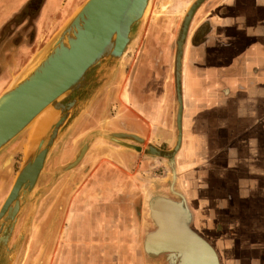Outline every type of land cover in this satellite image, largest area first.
<instances>
[{
	"label": "crops",
	"instance_id": "1",
	"mask_svg": "<svg viewBox=\"0 0 264 264\" xmlns=\"http://www.w3.org/2000/svg\"><path fill=\"white\" fill-rule=\"evenodd\" d=\"M28 1L0 0V38ZM164 1L157 0V4ZM47 5L48 0L43 8ZM43 8L34 21L35 28L41 24L40 32L36 31L39 38L45 32L47 19ZM26 21L0 42V82H6L1 85L0 95L25 64L20 52L30 48L29 33L23 31L25 35L18 43L17 38ZM176 22L170 31L163 19L149 22L140 48V43L135 48L139 55L130 91L136 114L131 127L126 121V129L137 134L141 131L146 139L162 136V143L170 147L179 139L175 71L181 23ZM191 30L190 44L186 43L182 52V142L176 158L187 178V192L197 195L199 208L206 209L208 205L201 195L227 194L225 199H216L211 208L217 211L216 220H220L218 214L233 220L228 210L236 208L237 200L249 201V195L256 193L264 195V186L258 185L264 179V0H204L191 22ZM132 113L126 110L124 118H132ZM121 175L124 180L114 175L112 185H116L109 189L103 183L104 166L97 167L78 192L68 222L67 249L59 264H89L84 255L88 247L92 253L89 258H94L92 264H105V259L112 258L115 252L124 257L123 264L129 258L130 264H137V249L131 242L138 239L132 240L127 229L122 232L121 224L115 225L113 219L119 216V207L115 201L107 202L105 194L108 189L113 194L133 192L132 177ZM211 178L220 181L213 184ZM137 202L139 209L140 201ZM216 225L231 224L221 219ZM120 243L127 246L120 249ZM128 243L133 254H129ZM81 257L82 262H77Z\"/></svg>",
	"mask_w": 264,
	"mask_h": 264
},
{
	"label": "rangeland",
	"instance_id": "2",
	"mask_svg": "<svg viewBox=\"0 0 264 264\" xmlns=\"http://www.w3.org/2000/svg\"><path fill=\"white\" fill-rule=\"evenodd\" d=\"M33 1L29 0L25 4L21 12L11 20L6 29L8 34L14 30L16 31L28 19L23 29L19 32L21 34H19L20 38H17V43L21 41L25 35L23 31H25L26 34L29 33L30 39L27 44L30 48L21 50L20 55L24 57L23 63L25 64L14 76L21 73L22 69L27 68L28 64L30 66L34 62V56L55 38L59 30L86 0H48V5L44 8L43 6L47 0H41V6L38 9L33 7L36 6ZM171 1L170 12L160 17V19L164 20L166 29L169 31L173 29L172 23H177L176 20L180 21L182 27L186 14L197 0L194 2L191 0H177L176 3V0ZM30 3H32V7ZM161 4L158 5L157 0H153L151 10L156 8L160 10ZM185 6L188 7L185 8ZM41 8H43L47 19L44 28L45 32L39 38L40 36L37 37L36 31L40 32L41 24L35 28L34 21ZM25 11L31 16L25 18ZM150 13L145 22H143V27L145 26V28L142 29L137 39L138 41L136 40L137 42L131 48L134 52L129 55L127 62L125 59L122 61L123 64L119 69L116 80L111 82L106 92L98 95L89 107L87 115L70 131L59 151L60 153L55 155V157H49L45 172L39 180L36 189L23 198V208L17 219L9 244L10 249L13 250L12 255L8 260H4L3 264H59L62 252L67 249L65 241L70 232L68 222L74 198L87 185L92 177L91 175L95 173V169L100 166H104L106 170L103 183L106 184V187L109 186V189H114L116 185V183L112 185L114 175H120V180H124L121 174L130 176L133 179V185H131L133 192L119 191L117 194H113L114 191L108 189L105 194H107V202L115 201V206L118 205L119 207L117 210L119 211V216L117 219H113L115 225L121 224L119 227L122 232H126L127 229L128 234L133 236L131 237L132 240L138 239V241L133 240L131 242L134 248L137 249L136 254L138 256L135 257L137 264H177L179 254L165 251L166 249H173L172 246L170 248L163 247V251H161L156 249L159 246L155 247L152 244L151 246L149 245L150 247L147 246L148 249H146V240L148 237L149 241L151 237H158L159 233L171 234L172 232L174 234L175 229L178 232L181 231L179 242L177 240L178 244H175V247L177 245L180 247L185 242L182 239L187 238V227L195 236L200 237L209 245L217 254L220 264H264L263 193L249 195L251 196L249 201L237 200L238 205L235 204L236 208L228 210L231 217L233 216V220L225 218V214H218L220 220H216L217 211L211 208L212 204H214L213 202L216 199L227 198V194L215 192L201 195L208 202L206 209H200V205L196 204L197 195L191 194L195 196L194 200H192V196L187 192V178L184 172L179 169L176 158L182 142V127L179 130L181 141L173 147L163 144L161 141L163 139L162 136L155 139L152 136H148L146 139L141 131L140 134H137L132 129H126V121L130 122L129 126L131 127L136 114L131 106L133 98L130 91V83L139 55V49L135 51V45H139L149 22L156 21V19H153L152 13ZM191 35L192 30L188 32L187 45L190 44ZM3 36L5 37L7 34ZM3 36L0 38V42L4 38ZM140 46L141 43L139 48ZM127 71L129 75L125 74ZM5 83L1 84L0 82V87H3ZM110 88L112 89L110 90ZM121 90L123 92L126 91L129 95L127 101L122 100ZM126 110L133 111L132 118L127 120L123 115ZM97 132H103L105 135H110L111 133L134 134L144 139V143L141 145L127 138H120L119 141L122 145L130 146L125 148L119 145V142H112L109 139L96 136L88 145V151L81 162L73 164L89 137ZM27 133H29L28 130L0 154V167L13 154L11 165L0 177V208L20 171L27 149L25 147L31 143L29 140L28 145H26ZM133 146L135 148L142 147L143 151L146 150L145 154H139L137 159L132 157L138 154L135 149H131ZM151 147H156L163 155L152 154ZM112 151L120 153L114 156L115 154ZM164 154H173V160ZM66 166H68L67 169L63 168ZM210 180L213 184H217L220 181L218 178H211ZM258 185L264 186V179H260ZM113 197L116 199H112ZM156 198L166 199L168 200L167 202L171 200L176 205L181 204L183 208L180 210L173 206L170 210H165L152 203L150 206V201H156ZM138 200L140 201L139 209ZM152 205L154 206V211L151 209ZM155 211L168 213L169 219L161 218V223L157 222L155 217H152L156 213ZM187 211L189 213V226H187ZM211 213H213V217ZM221 219L231 225H216ZM233 221H237V223ZM173 223L178 225L174 227ZM182 229H186V233H182ZM253 244L258 246L253 248ZM115 246H117L116 249L118 250V245L116 244ZM125 246L127 245L120 243V249ZM131 250L132 248L129 244V254H133ZM82 251L84 252L83 249ZM88 254L89 256L92 255L90 247L85 250L84 255L87 257L88 263L92 264L94 258H89ZM117 254L118 252H115L112 258L105 259V264H123L124 257L121 258ZM131 260L129 258L127 264H130L129 261ZM76 261L82 262V257L76 259Z\"/></svg>",
	"mask_w": 264,
	"mask_h": 264
},
{
	"label": "water",
	"instance_id": "3",
	"mask_svg": "<svg viewBox=\"0 0 264 264\" xmlns=\"http://www.w3.org/2000/svg\"><path fill=\"white\" fill-rule=\"evenodd\" d=\"M148 1L86 0L55 38L34 56V63L37 65L35 69L24 80L1 93L0 154L4 147L10 145L12 140L49 105L51 107L48 113L55 111L60 114L34 145H28L20 171L0 208V264L11 258L13 250L9 244L23 208V198L36 189L49 157H55L60 153L67 135L87 115L89 107L98 95L106 92L111 82L116 80L122 61L124 59L126 61L128 55L134 52L129 47L141 27L140 21ZM187 27V24L183 26L177 42L176 87L180 103L179 130L183 106L181 59ZM96 136L109 139L115 137L119 145H122L120 138L138 141L141 145L144 143V140L136 135L125 133L105 135L97 132L89 137L75 163ZM180 141L179 138L178 142ZM122 146L130 147L126 144ZM138 150H141L140 154L146 152L142 151V147ZM151 151L154 155H163L156 147H151ZM164 155L173 160V154ZM135 157L137 159L139 154H135ZM12 159L13 154L9 158L10 161L6 160L0 167V177L9 168ZM63 168L67 169L68 166ZM208 248L211 249L209 246ZM165 251L179 254L177 264H181L183 249L178 247ZM212 252L214 253L213 250Z\"/></svg>",
	"mask_w": 264,
	"mask_h": 264
},
{
	"label": "bare ground",
	"instance_id": "4",
	"mask_svg": "<svg viewBox=\"0 0 264 264\" xmlns=\"http://www.w3.org/2000/svg\"><path fill=\"white\" fill-rule=\"evenodd\" d=\"M203 1L202 0H197L193 4V6L189 9L188 13L186 14V16L184 18V21H183V24H182L181 29L183 28L184 25H186V24L188 25V27H187V34H186V38H185L184 45H186L187 35H188V32H189V27L191 25V21H192L194 15L196 13V11L198 10V8L200 7V5H201V3ZM171 2H172L171 0H166V1L162 2L161 7H160V10H158L157 8L151 10V6H152V3H153V0H149L148 1L147 7H146L145 12L143 14V17L141 18V21H140L141 27H140V29H139V31L137 33L136 39L133 41L134 44L138 41L137 39L139 38L140 33H141L142 29H143V24H144L143 22H145L148 14L151 12L152 14L151 13L150 14L153 15V19L159 20L160 17H163L164 15H166L167 13L170 12L169 11V7L171 5ZM186 7H188V6H185V8ZM184 14H185V12H184ZM133 42H132L131 46L134 45ZM131 46L129 47V49L132 48ZM35 65H36V62L35 63L34 62L31 63L30 66L28 64L27 68L22 69V72L21 73H19L16 76L13 77V79L10 81L9 85L5 88V90L13 87L14 85H16L17 83H19L20 81L24 80L27 77V75H29V73L35 69V67L37 66V65L36 66ZM4 91H2V92H4ZM121 97H122V100L124 99V100L127 101L129 99V95L127 94L126 91L123 92V90H121ZM50 107L51 106L49 105L47 108H45L37 117H35L34 120H32L25 127V130L23 129V132H21L18 135V136H20L22 133H25L27 130L29 132V130H30V132L27 133L26 145H28V141L29 140L31 141V143L29 142L30 145H34L37 142V139L40 138L43 135V133L46 131V129L48 128V126L53 121H55L56 119H58V116H59L60 113L59 112H55V111H52V112L48 113V111H49L48 109H50ZM31 129H33V130L31 131ZM102 133L103 132H101V134ZM18 136H16L12 141H14L15 139H17ZM139 138H141V137H139ZM104 139H109V138L106 137ZM109 140L112 141V142H116L117 138L114 137V138H110ZM141 140H144V139H141ZM137 143H139V142L137 141ZM8 146L6 145L4 147V150ZM27 147H25V148H27ZM138 149L139 148H135V150L138 152V154H140L139 151H141V150H138ZM87 151H88V149H85L84 153H82L81 158L79 160H77V163L81 162V160L83 159V157L86 155ZM113 153L115 154L114 156H116L120 152H117V153L113 152ZM132 157H135V156H132ZM8 161H10L9 158H8ZM8 164H9V162H8ZM44 170H45V167H44ZM40 177H39V180L41 179ZM157 199L158 198H156V201H154V200L153 201H150L149 200L150 201V204L149 205L151 206V203H152L153 205H155L157 207L160 206L161 209H165V210L166 209L170 210V208H172L173 206H174V208H178L180 210L183 208L181 206V204H177L176 205L173 202H171V200H169V202H167L168 200H166V199H158V200ZM153 205L151 207L152 211L155 210ZM150 206H149V208H150ZM152 217H155V220L157 222H160V223H161V218L162 219H165V220H168L169 219L168 213H166L164 211L163 212H156V213H154V216H152ZM182 233H186V232H182ZM180 234H181V232H178L177 233V231L174 234H172V232H171V234H167V235H165L163 233H161V234L159 233L158 234V237H154L155 238L154 241H153L154 238L151 237V239L149 241L150 243L147 242V246L150 247L153 244L155 247L156 246H159V247L156 248L157 250H163V247H166V246H169L170 247L171 246L170 245V242L173 241V238L177 237L175 239L178 240V242H179ZM178 235H179V237H178ZM192 236L197 240V237H195L193 234H192ZM193 237H192V239H189V241H187V239H186L185 242L180 246V249H183V251H182L183 258L181 260V264H216V261H215L214 257L212 256L211 252H209L210 249L208 248V246L205 243H203L201 240H200L201 243L200 242H196ZM174 249H177V248H174ZM187 252H188V254H187Z\"/></svg>",
	"mask_w": 264,
	"mask_h": 264
},
{
	"label": "flooded vegetation",
	"instance_id": "5",
	"mask_svg": "<svg viewBox=\"0 0 264 264\" xmlns=\"http://www.w3.org/2000/svg\"><path fill=\"white\" fill-rule=\"evenodd\" d=\"M33 3L36 5V6H33L35 9H38L40 6H41V0H34L33 1ZM30 6L32 7V3H30ZM41 10V9H40ZM39 10V11H40ZM23 12V11H22ZM31 15L30 14H28V12L27 11H25V15H24V17L26 18H28V17H30ZM24 17H23V19H24ZM9 24H10V22H9ZM8 24V25H9ZM7 25V26H8ZM22 25V24H21ZM7 26L4 28V34H8V32L6 31V29H7ZM1 88V87H0ZM187 213H188V211H187ZM188 215H189V213H188ZM187 215V226H189V216ZM174 224V227H176V225H178L177 223H173ZM189 227H187V238H185V239H187V241H189V239H192V232L191 231H189L190 229H188ZM181 229V228H180ZM186 229H182V232H186L185 231ZM174 232H176V230L174 229ZM178 232V231H177ZM179 232H181V231H179ZM161 234V233H160ZM165 235H167V234H165ZM194 235V234H193ZM195 236V235H194ZM195 237H197V239L198 240H196L194 237V240L196 241V242H200L201 243V241L204 243V241L200 238V237H198V236H195ZM175 238H177V237H175ZM175 238H173V241H171L170 242V245L172 246V248L174 249V247H175V244L176 243H178L177 242V240L175 239ZM185 239H182V240H184L185 241ZM201 240V241H200ZM173 242V243H172ZM175 242V243H174ZM207 244V243H206ZM208 245V244H207ZM188 246V245H187ZM209 246V245H208ZM170 248L169 246H166V248ZM178 247V245L175 247V248H177ZM167 250V249H166ZM168 250H172V249H168ZM209 252H211V254H212V256L214 257V259H215V261H216V264H220V261H219V258H218V256H217V254L215 255V254H213L212 253V251H210L209 250ZM187 254H188V252H187Z\"/></svg>",
	"mask_w": 264,
	"mask_h": 264
}]
</instances>
